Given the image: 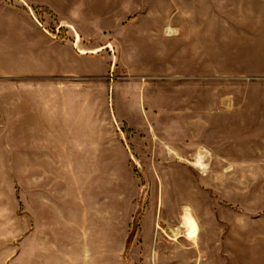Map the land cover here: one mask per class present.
I'll return each instance as SVG.
<instances>
[{"label":"rangeland","instance_id":"obj_1","mask_svg":"<svg viewBox=\"0 0 264 264\" xmlns=\"http://www.w3.org/2000/svg\"><path fill=\"white\" fill-rule=\"evenodd\" d=\"M63 250L264 264V0H0V264Z\"/></svg>","mask_w":264,"mask_h":264},{"label":"crops","instance_id":"obj_2","mask_svg":"<svg viewBox=\"0 0 264 264\" xmlns=\"http://www.w3.org/2000/svg\"><path fill=\"white\" fill-rule=\"evenodd\" d=\"M29 27L33 29L35 32H39L37 25L35 22L30 19V20H25ZM64 251V250H63ZM59 251V254L61 255L59 258L56 256L55 258L51 259L52 261H56V264H102L100 259H97L95 256H78L77 259L72 256L65 255L67 254L65 251ZM50 259L47 260L51 261ZM106 264V263H104Z\"/></svg>","mask_w":264,"mask_h":264},{"label":"bare ground","instance_id":"obj_3","mask_svg":"<svg viewBox=\"0 0 264 264\" xmlns=\"http://www.w3.org/2000/svg\"><path fill=\"white\" fill-rule=\"evenodd\" d=\"M165 32H169V31L166 30ZM92 53H94V52H92ZM81 54H86V52L82 51ZM185 223H186V226L189 229L188 238H193L195 233H196V230H197L195 222L191 218H189Z\"/></svg>","mask_w":264,"mask_h":264}]
</instances>
